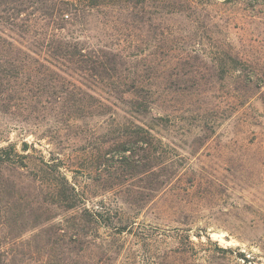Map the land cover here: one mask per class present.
Listing matches in <instances>:
<instances>
[{"label": "rangeland", "instance_id": "rangeland-1", "mask_svg": "<svg viewBox=\"0 0 264 264\" xmlns=\"http://www.w3.org/2000/svg\"><path fill=\"white\" fill-rule=\"evenodd\" d=\"M10 143L0 264H264V0H0Z\"/></svg>", "mask_w": 264, "mask_h": 264}, {"label": "trees", "instance_id": "trees-1", "mask_svg": "<svg viewBox=\"0 0 264 264\" xmlns=\"http://www.w3.org/2000/svg\"><path fill=\"white\" fill-rule=\"evenodd\" d=\"M18 92H16L15 95H17ZM27 143H24L23 147L21 148L22 150H26ZM125 150V149H123ZM23 157V155L21 153H19L13 144H8L6 146H1L0 147V161H10V162H14L16 164H23L21 160V158ZM18 158H20L18 160Z\"/></svg>", "mask_w": 264, "mask_h": 264}]
</instances>
